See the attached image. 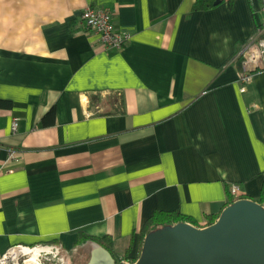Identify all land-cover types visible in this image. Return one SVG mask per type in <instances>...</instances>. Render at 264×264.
<instances>
[{
	"label": "crops",
	"instance_id": "1",
	"mask_svg": "<svg viewBox=\"0 0 264 264\" xmlns=\"http://www.w3.org/2000/svg\"><path fill=\"white\" fill-rule=\"evenodd\" d=\"M193 2L0 0V255L48 242L70 255L85 246L74 264L101 245L132 261L154 210L204 226L230 183L259 197L264 70L243 85L240 50L261 0ZM87 5L110 8L125 45L84 27Z\"/></svg>",
	"mask_w": 264,
	"mask_h": 264
},
{
	"label": "water",
	"instance_id": "2",
	"mask_svg": "<svg viewBox=\"0 0 264 264\" xmlns=\"http://www.w3.org/2000/svg\"><path fill=\"white\" fill-rule=\"evenodd\" d=\"M85 264H264V204L236 198L204 226L177 221L149 231L132 262L98 246Z\"/></svg>",
	"mask_w": 264,
	"mask_h": 264
},
{
	"label": "built area",
	"instance_id": "3",
	"mask_svg": "<svg viewBox=\"0 0 264 264\" xmlns=\"http://www.w3.org/2000/svg\"><path fill=\"white\" fill-rule=\"evenodd\" d=\"M261 9L264 13V0H261ZM83 25L97 35L99 41L107 48H120L130 39L131 33L127 30H117L111 19V10L108 7H94L87 5L79 12ZM242 73L240 80L247 83L251 75L264 70V19L257 28V36L240 50ZM19 125L18 116H12L10 133L15 134ZM14 150L9 149L5 160H11ZM240 185L230 183L228 194L239 198ZM36 252V255L34 254ZM63 260L61 249L54 243L40 242L36 244H14L0 255V264H61Z\"/></svg>",
	"mask_w": 264,
	"mask_h": 264
},
{
	"label": "trees",
	"instance_id": "4",
	"mask_svg": "<svg viewBox=\"0 0 264 264\" xmlns=\"http://www.w3.org/2000/svg\"><path fill=\"white\" fill-rule=\"evenodd\" d=\"M215 1L216 0H194L192 8L195 10L207 9V8H210V7H212L218 3V2L215 3ZM90 98L92 100L97 99L98 95L97 94L90 95ZM0 103H3L5 105L6 104L9 105L8 102L3 101V100H0ZM51 112H52V110H51ZM48 113H49L48 115L51 114L50 111ZM46 120L47 119H44L45 122H46ZM233 200L234 199L231 196H229L225 205L231 203ZM256 200L264 204V183H263V187L261 189V193ZM216 217L210 216L205 224H209V223L213 222L216 219ZM177 221H189V222H191L192 220H191V218L184 216L183 214L179 213L178 211L154 210L153 213L145 220V222L141 228V237H140L141 243H142L144 235L147 234L149 231L156 229L158 227L167 225V224L177 222ZM88 239L89 240H98L97 237H93V236H87V235L82 236L80 234L78 236V241H83V240H88ZM101 246L105 247L107 250L110 251V249L107 246H104V245H101Z\"/></svg>",
	"mask_w": 264,
	"mask_h": 264
},
{
	"label": "rangeland",
	"instance_id": "5",
	"mask_svg": "<svg viewBox=\"0 0 264 264\" xmlns=\"http://www.w3.org/2000/svg\"><path fill=\"white\" fill-rule=\"evenodd\" d=\"M84 248H85V246H83L82 248H80V250L81 249H83L84 250ZM79 249L78 250H76L77 252L78 251H80ZM76 251L74 252V254L72 255H70V254H67V253H64L63 252V254H62V257H63V260H62V263L61 264H74L75 262V257L74 256H76L77 254H76ZM71 258H73V260L71 259ZM70 259H71V261H70ZM60 264V263H59ZM78 264H81V262L80 263H78Z\"/></svg>",
	"mask_w": 264,
	"mask_h": 264
},
{
	"label": "bare ground",
	"instance_id": "6",
	"mask_svg": "<svg viewBox=\"0 0 264 264\" xmlns=\"http://www.w3.org/2000/svg\"><path fill=\"white\" fill-rule=\"evenodd\" d=\"M35 255H36V252L34 253ZM135 259V258H134ZM132 261H134V260H132ZM132 261H128V262H132Z\"/></svg>",
	"mask_w": 264,
	"mask_h": 264
}]
</instances>
